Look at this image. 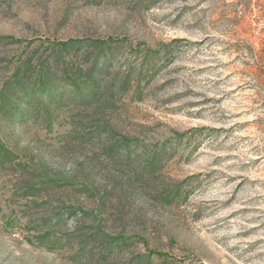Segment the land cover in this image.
<instances>
[{
	"label": "rangeland",
	"instance_id": "1",
	"mask_svg": "<svg viewBox=\"0 0 264 264\" xmlns=\"http://www.w3.org/2000/svg\"><path fill=\"white\" fill-rule=\"evenodd\" d=\"M0 38V264H264V0H0Z\"/></svg>",
	"mask_w": 264,
	"mask_h": 264
},
{
	"label": "trees",
	"instance_id": "2",
	"mask_svg": "<svg viewBox=\"0 0 264 264\" xmlns=\"http://www.w3.org/2000/svg\"><path fill=\"white\" fill-rule=\"evenodd\" d=\"M1 40L2 38H0V45H1ZM84 46H87L86 50L88 53L94 54L99 49L100 54L98 60L95 61V63L90 66L87 72L83 73L81 69L76 70L73 66L67 63L66 54H69L71 50H74L76 48H81ZM84 46L82 44L78 45L75 42L74 43L65 42V43H61L55 48L53 47L52 51L48 53L46 59L44 60L43 70L40 76L43 80H46L47 84H49L50 86L54 83L53 81L56 78V74L58 73L59 69H62L65 72L75 77L79 76L80 72H82L89 78L92 85H94V90H91L90 93H88V95L82 96L80 102L85 105H90V104L99 103L104 98L105 91L102 90V86L100 82H101V76H103V74H106L108 72L109 51L104 48L101 42H96L94 40L92 42L86 43V45ZM87 60H89V57L87 58ZM1 69L2 68L0 67V70ZM28 78H29V67L26 66L24 69H22V67L20 66L12 76V81H5L6 84L4 86V91L8 94L7 96L9 97V99L13 100V98H17L19 91L24 90V88L26 87L27 85L26 82ZM126 86L127 84L123 88L124 91H126L127 88ZM1 105L2 103L0 102V111H1ZM52 187H53V180L45 179L42 181L40 185H31L29 187L28 193L31 195H37L40 194L42 190L48 191ZM116 189H117L116 185L110 187L109 190H107V193L104 196V198L109 199V197L115 192ZM55 245L62 246L65 245V242H63L62 240H57L55 241Z\"/></svg>",
	"mask_w": 264,
	"mask_h": 264
}]
</instances>
